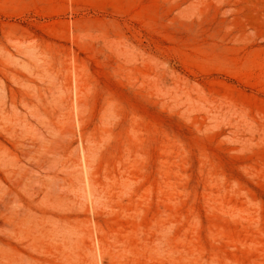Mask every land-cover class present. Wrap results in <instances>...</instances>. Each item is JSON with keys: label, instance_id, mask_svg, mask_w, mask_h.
<instances>
[{"label": "rangeland", "instance_id": "1", "mask_svg": "<svg viewBox=\"0 0 264 264\" xmlns=\"http://www.w3.org/2000/svg\"><path fill=\"white\" fill-rule=\"evenodd\" d=\"M0 264H264V0H0Z\"/></svg>", "mask_w": 264, "mask_h": 264}]
</instances>
